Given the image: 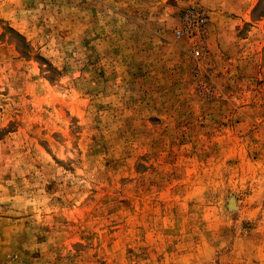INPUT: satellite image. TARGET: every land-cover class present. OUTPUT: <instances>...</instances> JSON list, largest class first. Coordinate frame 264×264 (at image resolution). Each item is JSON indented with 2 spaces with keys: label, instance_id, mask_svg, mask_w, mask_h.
Listing matches in <instances>:
<instances>
[{
  "label": "rangeland",
  "instance_id": "obj_1",
  "mask_svg": "<svg viewBox=\"0 0 264 264\" xmlns=\"http://www.w3.org/2000/svg\"><path fill=\"white\" fill-rule=\"evenodd\" d=\"M0 264H264V0H0Z\"/></svg>",
  "mask_w": 264,
  "mask_h": 264
},
{
  "label": "built area",
  "instance_id": "obj_2",
  "mask_svg": "<svg viewBox=\"0 0 264 264\" xmlns=\"http://www.w3.org/2000/svg\"><path fill=\"white\" fill-rule=\"evenodd\" d=\"M190 22L193 24V28H190ZM207 22V16L203 10H198L193 16L192 20L189 22L186 20L183 21L182 25L180 26L179 30L177 31L178 35H188L191 33L192 29L195 30V33L198 35L202 34L204 31V26ZM194 55L196 57L200 56V48H196L194 50Z\"/></svg>",
  "mask_w": 264,
  "mask_h": 264
}]
</instances>
